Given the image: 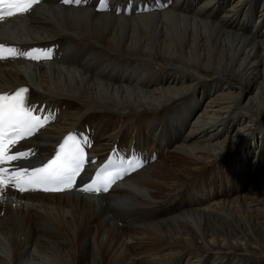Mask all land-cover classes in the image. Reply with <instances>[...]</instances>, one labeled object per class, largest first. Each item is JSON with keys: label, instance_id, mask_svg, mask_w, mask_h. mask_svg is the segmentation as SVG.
Wrapping results in <instances>:
<instances>
[{"label": "bare ground", "instance_id": "obj_1", "mask_svg": "<svg viewBox=\"0 0 264 264\" xmlns=\"http://www.w3.org/2000/svg\"><path fill=\"white\" fill-rule=\"evenodd\" d=\"M53 39L46 65L0 61V90L59 110L24 145L87 126L95 154L160 155L104 195L0 189V264H264V0L129 16L43 0L0 21V41Z\"/></svg>", "mask_w": 264, "mask_h": 264}, {"label": "snow or ice", "instance_id": "obj_2", "mask_svg": "<svg viewBox=\"0 0 264 264\" xmlns=\"http://www.w3.org/2000/svg\"><path fill=\"white\" fill-rule=\"evenodd\" d=\"M36 2L37 0H0V19L13 16L15 13L27 12ZM62 2L79 5L81 0H62ZM99 3L105 5L103 10H107L105 0H99ZM126 10L131 11V8ZM115 11L119 13L124 9L116 8ZM31 58L37 59L35 56ZM27 92V88L20 87L12 95L0 94V189L9 186L21 192L29 188H40L44 191L70 189L74 186L85 163V152L81 142L71 134L59 145L55 156L39 167H22L12 171L4 166L11 161L29 157V152L17 151L10 154V147L15 144L17 137L22 134L31 135L41 124V117L34 115L31 108L25 107ZM44 119L47 120V117ZM119 175L120 173L109 174L108 181H114ZM96 176H100L99 170ZM108 187V182L98 183L97 179L93 178L91 183L81 186V191L99 193L102 190L107 191Z\"/></svg>", "mask_w": 264, "mask_h": 264}, {"label": "rangeland", "instance_id": "obj_3", "mask_svg": "<svg viewBox=\"0 0 264 264\" xmlns=\"http://www.w3.org/2000/svg\"><path fill=\"white\" fill-rule=\"evenodd\" d=\"M240 159V158H239ZM247 164V163H246ZM245 168H246V166H245Z\"/></svg>", "mask_w": 264, "mask_h": 264}]
</instances>
